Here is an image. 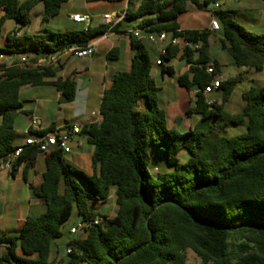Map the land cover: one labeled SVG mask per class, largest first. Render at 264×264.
<instances>
[{
  "label": "trees",
  "instance_id": "1",
  "mask_svg": "<svg viewBox=\"0 0 264 264\" xmlns=\"http://www.w3.org/2000/svg\"><path fill=\"white\" fill-rule=\"evenodd\" d=\"M67 1L0 0V53H34L38 60L73 46L87 47L106 32L109 26L101 24L20 34L31 25L30 14L37 6H43V20L48 22L59 16ZM211 1L142 0L137 8L129 1L126 20L141 21L146 32L166 31L180 39L159 56V66L161 75L175 77L170 63L184 50L180 60L190 70L177 77V84L194 94V104L185 111L192 124L183 133L176 121L169 125L159 104L161 88L151 77L147 45L131 35L134 56L129 70L116 73L106 86L102 121L82 130L93 148L92 173L71 164L56 148L40 152L29 147L15 162L12 176L22 163L32 167L40 154L45 156L46 170L36 195L46 211L28 217L15 236L0 237V247L8 244L0 264H191L189 251L201 264H264V84L245 91L242 111L231 113L227 105L243 78L225 79L219 88L221 103L209 107L193 87L202 90L210 84L208 65L221 72L220 62L210 53L212 33L179 30L181 14L191 7L206 9ZM214 16L222 30V50L232 64L263 71L264 33L248 31L231 11L216 9ZM10 20L18 30L4 38ZM184 42L200 48L194 51ZM115 54L110 52L108 59ZM58 70L0 66V163L14 149L15 123L25 113L23 86L55 87L67 103L76 98V81L58 77ZM229 126H246L247 131L229 138L223 135ZM159 155L167 167L154 174L150 168ZM112 196L115 216L101 215L106 224L92 226L84 239L71 238L72 252L65 262L52 260V243L63 237L72 214L77 213V224L94 221L99 216L90 204L106 203Z\"/></svg>",
  "mask_w": 264,
  "mask_h": 264
},
{
  "label": "crops",
  "instance_id": "2",
  "mask_svg": "<svg viewBox=\"0 0 264 264\" xmlns=\"http://www.w3.org/2000/svg\"><path fill=\"white\" fill-rule=\"evenodd\" d=\"M141 1L142 0H132L136 8L140 5ZM214 1L218 0H212L206 9L199 10L191 7L187 12L181 14L178 19L179 30H208L212 33V37L220 40L222 36L219 31H213L211 29V21L215 17L214 10H216V8H211L210 6ZM81 2L82 6L80 7L70 6L69 1L64 3L59 16L56 18L59 24L53 26V28L55 30H85L86 25L76 23L72 20V16L74 15L88 16L91 28H97L101 24H106L104 20L105 15H111L113 25H115L114 29L111 33L107 34V37L103 34L97 40L93 41L98 42L97 51L93 57L79 59L69 56L60 65L57 76L61 78H74L77 83L76 98L73 102H65L62 94L55 87H34L25 85L21 88L20 100L23 95L31 97V102L35 105L26 106L21 100L24 105L23 110L25 113L20 116L28 117L29 123L23 125V121L18 123L16 121V140L14 145L23 144L24 140L32 135L53 132L69 124L78 125L83 130L85 126L96 123L97 119L93 116V113L100 112L103 92L106 86L116 73L127 71L130 68L131 60L134 56L131 32L139 27L140 21L137 20L139 23L136 27L132 28L125 26L124 23L129 21L126 20V18L117 23L126 14L129 3H127L126 0H81ZM239 6L238 10L235 12L232 11V9L226 10L233 12L236 20H238L242 26H248L254 33H263L264 8L257 7L252 2H249L246 6L242 4ZM218 9L222 10L221 5ZM102 10H104V13L97 15V12ZM40 14L42 15V11ZM61 14L63 15V20H60ZM96 18H98L97 21ZM56 19L54 20L57 21ZM49 24V22L44 23V30L49 28ZM15 29L18 30L17 25H15ZM9 32L11 31L6 28L4 29V38ZM147 33L148 32L145 31L143 36L145 37ZM20 34H22L21 31ZM143 40L145 41L146 39ZM152 45L159 46L158 51L160 56V49L163 45ZM112 51L116 52L115 57L113 59H108L109 53ZM213 57L220 62L222 66L221 72L225 75L227 66L233 65L229 56H227L223 50L222 55L214 56L213 54ZM158 59L156 60L155 67L161 70V67L157 65ZM9 60L10 58H8V61ZM170 65L175 71V77L169 76L172 78L170 82L172 85L177 84L178 76L184 75L190 70V65L187 64L185 60H180L178 58L171 61ZM164 77L163 75L161 76L163 81L165 80ZM175 90L180 94L181 100H185L188 92L178 84ZM219 94L220 93H215L213 96L215 97ZM52 101L59 104V109L64 111L62 117L56 120H49L45 115H42L43 104L50 105ZM164 104L166 107L165 111L168 114V123L170 126H173L178 114V109L180 110L181 108L180 100L178 102L168 101L167 103L165 101ZM34 118L38 120V124L32 127V120ZM92 153L93 148L89 146L87 136L82 131V134L75 137L72 153L65 156V158L76 167L82 169L83 166L89 173H92ZM45 170V156L40 154L32 167H28L25 163H22L15 173V176H12L9 171L0 172V237L15 236L16 232L23 227L28 217H38L46 211L43 201L36 195V190H38L42 184V176ZM33 193L36 197L32 196ZM113 199L114 197L112 196L106 203H100L108 206V210H111L112 205L108 204V202ZM69 222L70 220L65 225ZM64 226L62 230L63 237L54 241L51 247V258L57 262H65L67 260L66 248L68 242L72 238L70 237V230L74 224L68 229L67 227L64 228ZM7 246V243L1 244V247Z\"/></svg>",
  "mask_w": 264,
  "mask_h": 264
},
{
  "label": "rangeland",
  "instance_id": "3",
  "mask_svg": "<svg viewBox=\"0 0 264 264\" xmlns=\"http://www.w3.org/2000/svg\"><path fill=\"white\" fill-rule=\"evenodd\" d=\"M68 1L70 2V4H69L70 6H75V7L82 6L81 0H68ZM218 1L221 5L222 10L232 9V11H234V12L238 10V8L240 7L239 5L242 4V5L246 6V5H248L249 2H252L257 7L259 6V7L264 8L263 3L259 0H218ZM41 11H43V6L39 5L31 12V14H30L31 25H29L26 28H23L21 30L22 34L31 35V34L42 33L44 31L43 25L45 22L43 20V16L40 14ZM103 13H104V10L97 12V15L103 14ZM60 20H63L62 14L60 16ZM97 20H98V18H96V21ZM48 22L50 23L48 25V27H49L48 29H50V30H54L53 26L59 24L58 20L55 21L54 19H50V21H48ZM138 23H139V21L133 20V21H126L124 24H125V26L132 28V27H136ZM15 25H17V23L15 21H11V20L7 21L5 23L4 29L6 28L10 31H16ZM244 27H246V29L248 31L253 32V30L249 29L248 26L245 25ZM219 33L220 34L222 33L221 26H220ZM258 33H261V32H258ZM1 42H3V41H1ZM145 44L147 45V48L149 50L150 57H151L152 63H153L152 70H151V77L156 81L158 87L161 88L159 104L161 107H164V109H165L166 108L164 106L165 101L167 103L168 101H177L178 102L180 100L181 108H180V110L178 109V114H177V117L175 120L176 121L175 124H176V128L179 130V132L183 133L192 124L191 119H188L185 116V111L189 107V104H190V106L193 105L194 96H193V94L188 92V95L185 97V100H183V99L181 100L180 94L178 93L177 90H175V87L177 84L172 85L170 83L172 78L165 75V77H164L165 80L164 81L162 80V78H161L162 73H161L160 68L156 69V67H155L156 60L159 58V51H158L159 46L158 45H152L147 40H145ZM222 52H223V50H222L221 43H220L219 39L212 37L211 42H210V53L212 55L214 54V56H216V55H222ZM225 53H226V51H225ZM225 71H226L225 72L226 76L223 75L224 73H222V72L219 73L222 75L223 80L228 79V78H233V77H236L238 75H241L243 78L244 82L242 81V83L237 87L235 94L233 95L231 101L227 105V110L230 111L231 113L241 112L243 107H244V101L242 99V93L249 90V88L253 85L254 86H256V85L261 86L264 84V70L263 71H255L253 69L238 68V67L232 65V66H227ZM191 96H193V97H191ZM215 97L218 99L217 104H220L222 94H219L218 96H215ZM21 100L25 103L26 106H34L35 105L33 102H31L32 101L31 97H27V96L23 95ZM53 100H54V98H53ZM41 104H43V103H41ZM58 105L59 104L55 103L54 101H52L50 105H48V104L44 105L43 104L42 115H45V117H47L49 120H52V119L56 120L57 118L62 117V115L64 114L63 113L64 111H61L59 109ZM16 121H17V123L23 121V125H27L29 123L28 117L19 116ZM246 131H247L246 126H229L224 131L223 135L230 138V137L242 135V134L246 133ZM182 156H183V154H182ZM184 160L185 159H183V161ZM166 167H167V164H166L163 156L159 155V157H157L156 159L154 158L153 168H150V169H152L154 174H157L158 172L165 170ZM82 170L85 171L87 174L89 173L85 169V167H83V166H82ZM114 201L115 200L113 199V200L108 202V204L112 205L111 210H108V208H107L108 206H105L104 204L97 203V202H92L90 204V209H91V211L96 213L99 217L101 215H106L109 218H113L117 212V207H116ZM78 220H79V218L77 216V213L74 212L72 214L70 222L67 225H65L64 228L67 227V229H68L71 225H73V224L76 225L79 222ZM70 237H69V239H70ZM4 248L5 247H1L0 256L5 251ZM67 258H68V256L66 255V259ZM187 261H188V263H191V264H201V260L191 251L188 252Z\"/></svg>",
  "mask_w": 264,
  "mask_h": 264
},
{
  "label": "built area",
  "instance_id": "4",
  "mask_svg": "<svg viewBox=\"0 0 264 264\" xmlns=\"http://www.w3.org/2000/svg\"><path fill=\"white\" fill-rule=\"evenodd\" d=\"M129 3L130 0H126ZM214 7L218 9L220 4L218 1H214ZM126 18V14L117 22L119 23L121 20ZM72 20L79 24L86 25V28L89 27V17L83 15H74L72 16ZM104 20L106 25H108V29L104 33L105 37L107 34L111 33L114 29L113 21L111 15H105ZM116 23V24H117ZM142 22L140 21L139 27L135 28L131 35L137 40L146 39L148 42L152 44H162L163 46L160 49V55L166 54V49L168 45L176 46L179 44L180 39L171 38L170 33L166 31H160L157 33H147L144 37L143 33L145 29L140 27ZM211 29L213 31L220 30V23L214 17L211 21ZM98 42H92L87 47H79L73 46L60 54L49 55L45 58H40L38 60H34V53L23 54L20 56H10L3 53H0V66L4 65L7 67L11 66H20V67H34V68H59L62 62L69 56H73L75 58H90L96 54ZM184 46H188L194 51L200 48V44H190L184 42ZM8 58L10 60L8 61ZM7 60V61H6ZM157 65H162L161 59H158ZM206 72L208 75L212 76V80L209 85L205 86L202 90H198L204 98L205 103L209 107H213L218 103V99L213 95L215 93H219V88L223 81V77L221 74L216 73L214 66L208 65ZM93 116L96 117L97 122L100 123L102 121L101 113H93ZM38 124L37 119L32 120V127H35ZM82 134V128L78 125H66L62 129L49 132V133H39L36 135H32L26 138L21 145H15L14 149L8 154V156L1 161L0 163V172L9 171L12 172L15 162L22 156V154L29 147H35L40 152H48L51 149H59L63 153L64 156H68L73 151V146L75 144V137ZM107 219L103 217H97L94 221L88 222H80L75 225L70 230V236L74 239H84L88 236L90 229L95 225H103L107 223ZM72 252L71 246L67 245L66 255L69 256Z\"/></svg>",
  "mask_w": 264,
  "mask_h": 264
},
{
  "label": "water",
  "instance_id": "5",
  "mask_svg": "<svg viewBox=\"0 0 264 264\" xmlns=\"http://www.w3.org/2000/svg\"><path fill=\"white\" fill-rule=\"evenodd\" d=\"M210 7L213 8L214 7V3H212ZM183 54H184V50H181V52H180V54L178 56V59H180ZM199 55H200V53L198 52L197 53V58H198ZM198 90H199V87L198 86L193 87V91L197 92ZM32 196L33 197H36V195L34 193L32 194Z\"/></svg>",
  "mask_w": 264,
  "mask_h": 264
}]
</instances>
